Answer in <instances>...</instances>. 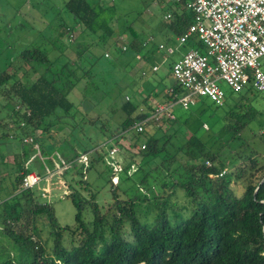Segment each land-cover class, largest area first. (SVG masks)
<instances>
[{
	"label": "trees",
	"instance_id": "obj_1",
	"mask_svg": "<svg viewBox=\"0 0 264 264\" xmlns=\"http://www.w3.org/2000/svg\"><path fill=\"white\" fill-rule=\"evenodd\" d=\"M191 1L167 2L173 3L166 11L171 15L169 24L159 22L153 27L155 33L165 35L164 46L192 25L193 13L187 9ZM63 11L71 21L58 20V29L47 40L58 51L54 58L33 47L19 52L0 72V145L12 144L27 159L36 140L68 129L74 133L97 110L90 124L106 138V147H119L115 155L122 154V158L115 163L121 176L113 184L112 168L104 164L110 171L112 198L102 207L95 194L85 198L70 192L75 225L60 227L49 204L39 201L31 190L20 189L29 173L24 163L12 173V189L0 192V234L20 253L18 257L0 255V264H264V132L259 135L249 126L258 114L264 116V110L240 92L220 107L211 101L198 105L196 116L209 118L211 125L205 121L198 127L179 123L171 112L172 118L162 115L159 122L153 121V132L138 133L137 124L156 116V110L147 106L149 97L157 104L179 105L180 89L175 81L170 87L173 93L170 88L160 93L158 82L157 87L144 82V65L136 76L128 75L139 59L148 63L154 56L153 32L133 29L136 21L126 22L114 0L110 4L69 0ZM121 23L125 29H116ZM121 33L128 36L119 37V45L113 36ZM63 38L73 40L72 45L66 46ZM190 45L205 52L199 42ZM97 47L101 50L94 51ZM66 48L76 55L75 61L65 53ZM21 64L28 70H22ZM134 83H140L146 93L141 101L127 95L136 94L131 89ZM75 89L82 97L78 105L69 97ZM84 104L92 107L80 111ZM196 104L190 107L197 108ZM119 114L116 122L114 115ZM10 123L14 128L9 133ZM120 140L129 148L119 144ZM223 147L229 149L226 156ZM80 148L81 153L67 162L76 166L78 158L94 147ZM93 162L81 166L91 170ZM4 178L0 173V183ZM233 185L242 187L240 197ZM84 189L89 191L87 186ZM181 196L185 204L179 206ZM87 207L92 215L89 222L82 218ZM39 221L48 223L45 239L39 234Z\"/></svg>",
	"mask_w": 264,
	"mask_h": 264
},
{
	"label": "rangeland",
	"instance_id": "obj_2",
	"mask_svg": "<svg viewBox=\"0 0 264 264\" xmlns=\"http://www.w3.org/2000/svg\"><path fill=\"white\" fill-rule=\"evenodd\" d=\"M67 1L69 0H0V72L4 70L7 63H12L14 61L19 52L26 49L36 47L46 51L50 58H54L57 55V49H54L53 45L50 46V43H48L47 40L49 34L52 33L54 29H58V20H64L65 22L71 21V17L63 11L64 5ZM105 1L110 4V0ZM114 1L117 11L120 15L122 14V17L126 22L129 23L133 20L136 21L133 24V29L137 32H153L152 34H154L153 43L156 47L154 56L150 58L148 63L143 61V59H139L138 63L129 70L128 75L130 77L136 76L139 69L144 68V65L145 69H142L145 76L144 82L148 81L154 87H157L156 82H158V85L160 86L158 92L160 91V93L163 88H170L175 81L169 74L171 65L192 48L190 43L179 45L175 42V37L168 44L170 48L173 49V54L165 53V50L159 49V45L164 44L165 35L163 36L159 33H155L153 27L159 22L169 24V21L165 20L164 16L166 15V11H170L169 8L173 6V3H166L165 0ZM121 25V27L116 26V29L124 30L125 28L123 26L125 25L123 23H121ZM167 34L169 35V33ZM146 35L148 34H145L143 37ZM121 36L125 38L128 36V33H121L119 36H113L116 42L119 41V45H122V42L119 39ZM74 37H77V32L74 33L73 38ZM76 40L77 39L74 38V42ZM72 41L73 40L70 41L66 38L62 39V42L65 43L66 46L72 45ZM50 47L52 50H50ZM100 50L101 48L97 47L94 51ZM65 53L69 55L72 62L77 59L76 55L69 48H66ZM21 65L22 70H28L26 65ZM154 67L157 68L156 71H153ZM262 70L264 71V58L262 59ZM121 84L123 85V83ZM140 85V83H134V85L131 86L132 90L137 91L136 94L131 95L132 92L127 94L133 101L134 99L141 101L142 98H145L146 96V93L140 89L142 88ZM220 87L226 94V100L231 99L232 97H238V93L232 92L225 83H221ZM243 92H246L245 97L247 101L251 100L252 102L250 101V103L255 107L259 110H264V92L258 93L251 89ZM183 93L185 92L180 91L178 97ZM69 97L76 105H78L82 99L80 90L78 89L73 90ZM155 102L157 101L153 100L152 97H149L147 106L151 108L156 105L162 106V104H156ZM195 102L198 106L202 102L206 104L209 103V100L198 98ZM91 107L92 106L90 105L88 107L87 104H84V106H79V110L87 111V109ZM198 108L199 106L197 108L194 106L185 110L180 105H175L174 107H171V112L173 117L177 119V122L179 123L187 122V124L198 127L201 121H205L208 125H211L209 118L207 119L205 117L196 116L195 111ZM95 112L98 111L93 110L90 112L83 120L81 128L78 127L74 133L70 132L68 129V131L65 130L58 136L54 135L50 139L45 135L42 139L36 140L34 145H32L33 151L31 150L28 153L27 159L23 158L22 152L17 150V148L15 149V146L12 144L11 147L0 145V173L5 174L4 180L0 183V192L7 193L12 189V173L15 174L18 168L22 167L25 163L29 173H37L40 177L39 183L29 190L33 192V195H35L39 201L46 202L52 207L54 216L60 227H73L75 225V209L70 198L67 196L70 192H78L85 198L87 194H95V201L100 207L108 204L112 197L110 184L108 182L110 171H107L105 165L109 166L110 164H114L116 161L115 159L120 163L122 154L118 153L115 155L116 151L119 149V147L115 145L112 149L106 147V138L90 124V120L96 116ZM116 113H119V111L116 110ZM220 113H222V109L217 111V115ZM163 116L165 115L163 114ZM120 117V114L114 115L113 120L118 122ZM158 118L160 119V116H158ZM249 126L251 131L261 135V133L264 132V116L261 117L258 114L254 122ZM12 128H14L13 124L10 123L7 127L9 133L12 132ZM154 129L155 125L152 123L145 127L144 132H153ZM204 129L208 130L206 126H204ZM247 134L249 137L252 135L250 131H248ZM30 141L31 139L28 138L27 142L30 143ZM119 144L124 146V148H129L128 143L125 140H120ZM81 145H86L87 147L93 146L94 148L90 153L80 156L77 160L76 166H74L67 161L73 158L76 153H81ZM39 147L42 148L39 149ZM30 149L31 147H28L27 151ZM222 149L224 150L223 156H226L229 149L225 147ZM135 150L136 149H132L133 152H136ZM113 151L115 152V156L111 155V152ZM100 155L103 157L104 163H102ZM91 161H95L93 162L95 164L94 169L86 171V169L81 166V163L84 164L85 162L86 164H89ZM115 168L116 167L111 171L113 184H117L121 176V174H114ZM132 169L135 170V168ZM96 172H102V174L97 175ZM116 176L118 177L117 179L115 178ZM83 179L86 180V183L82 181ZM128 184L130 183H125L126 186ZM86 186L89 188L88 192L84 189ZM232 187L236 196L240 197L243 193L242 187L240 185H233ZM140 190L145 191L144 189ZM178 196H180L179 192ZM177 202L179 206L185 204V200L182 196ZM82 218L85 222L91 220L92 215L89 207L83 210ZM38 225L41 228V232L39 233L40 236L44 239L49 237L48 223L46 221H39ZM19 253V249L6 237L0 234V255L18 257Z\"/></svg>",
	"mask_w": 264,
	"mask_h": 264
},
{
	"label": "built area",
	"instance_id": "obj_3",
	"mask_svg": "<svg viewBox=\"0 0 264 264\" xmlns=\"http://www.w3.org/2000/svg\"><path fill=\"white\" fill-rule=\"evenodd\" d=\"M187 9L193 13V23L176 36L175 42L179 45L199 42L205 52L192 47L171 65V76L180 91L185 92L180 97L176 96V104L187 109L198 98H206L218 107L223 106L226 94L220 87L221 83L234 93L249 89L264 92V0H193L187 4ZM170 17L166 14L164 19L169 21ZM159 49L173 54L169 45L161 44ZM156 70L154 67L153 71ZM169 92L173 93V89L170 88ZM173 105L153 106L156 116L137 124L136 132H144L147 125L163 114L172 118ZM109 166L112 170L116 167L114 174L117 175L119 165ZM39 178L37 173H28L23 178L21 189H31L39 183Z\"/></svg>",
	"mask_w": 264,
	"mask_h": 264
},
{
	"label": "crops",
	"instance_id": "obj_4",
	"mask_svg": "<svg viewBox=\"0 0 264 264\" xmlns=\"http://www.w3.org/2000/svg\"><path fill=\"white\" fill-rule=\"evenodd\" d=\"M166 1V3L169 1V0H165Z\"/></svg>",
	"mask_w": 264,
	"mask_h": 264
}]
</instances>
